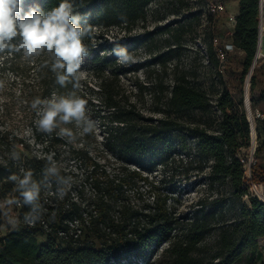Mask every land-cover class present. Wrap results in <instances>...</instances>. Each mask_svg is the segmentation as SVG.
Wrapping results in <instances>:
<instances>
[{
    "label": "trees",
    "instance_id": "16d2710c",
    "mask_svg": "<svg viewBox=\"0 0 264 264\" xmlns=\"http://www.w3.org/2000/svg\"><path fill=\"white\" fill-rule=\"evenodd\" d=\"M153 1L75 0L81 26L91 24L95 30L94 39L84 40L90 50L84 64L96 88L85 83L80 94L84 99L86 94L90 95L87 103L97 106L103 145L113 163H100L86 147H73L56 133L49 136L39 132L36 123H31V129L35 142L43 146L42 155L28 157L17 148L20 143L28 149V143L0 129L1 196L14 186L8 177L19 174L21 168L32 170L34 179L41 180L50 153H55L59 163L66 155L75 166L86 167L74 197L66 194L58 199L54 190L41 194L47 210L43 219L46 228L41 222L34 226L24 223L21 229H12L0 238V264H264V243L260 242L264 238V201L247 193L243 165L237 156L251 140L241 100L236 105L227 89L219 92L215 106L221 118L217 131L210 132L180 120L190 111L211 107L206 92L189 81L185 72L173 79L164 107L158 109L160 117L142 113L123 89L121 76L151 61L165 64L176 50L167 48L154 53L148 61L126 66L110 54L117 43L131 53L151 40L156 30L143 29L137 35L129 32L144 21L146 9ZM59 3L60 0H24L23 7L26 11L39 5L41 10L50 11ZM260 13L264 17L260 0H238L233 31L217 43L220 48L226 42L233 45L243 76L249 71L258 47ZM120 26L128 35L112 40L104 36L111 27ZM167 27L165 24L159 28ZM207 50L213 60L216 54L211 44ZM19 54L0 55V71L16 72L13 60ZM46 58L42 55L31 62L26 60L21 94L32 117L36 114L30 103L35 97H50L53 92L63 94L71 88H61L55 75L41 67ZM251 77L252 84L255 74ZM163 91L164 88L158 94ZM259 97L264 101V88ZM91 98L97 102L92 103ZM162 98L160 95L158 100L161 102ZM13 148L21 153L19 161L10 159ZM208 160L209 185L226 182L236 198L247 195V202L240 203L229 220L224 219L229 204L223 196L198 199L188 213L178 215L170 201L173 191L164 188L169 169ZM251 180L264 184V164H252ZM232 205L235 206L234 201ZM19 209L23 218L28 209ZM76 226L81 230L77 236ZM37 235L44 239L38 241ZM163 243L167 244L157 255Z\"/></svg>",
    "mask_w": 264,
    "mask_h": 264
},
{
    "label": "rangeland",
    "instance_id": "374dc122",
    "mask_svg": "<svg viewBox=\"0 0 264 264\" xmlns=\"http://www.w3.org/2000/svg\"><path fill=\"white\" fill-rule=\"evenodd\" d=\"M206 2L207 0H154L151 2L146 9L144 21H139L134 25L129 34L137 35L143 29H153L156 32L151 40L143 42L130 53L135 57V62L133 63L148 61L154 53L165 51L167 48L174 47L176 50L172 52V58L165 64L151 61L148 64L140 65L136 71H131L121 76V83L129 99L136 103L137 108L142 113L160 117L162 113L158 109L164 107L173 79L180 72H185L189 81L206 92L211 107L205 111H190L186 115H182L180 120L189 125H200L210 132H216L221 116L215 106V100L219 92L224 88L230 92L236 105H239L243 94L244 76L242 74V65L235 51L230 52L228 55L222 71L219 70V62L216 56L214 55L213 60L208 57V45L211 44L215 50L216 46L213 38L216 37L218 41L220 39L223 41L225 37L222 33H225L228 27L225 24L224 17L207 13ZM165 24H168L167 29L160 30L159 27ZM260 31H264V23L260 25ZM124 35H128L124 26L111 27L104 33L108 40L116 37L122 38ZM13 62L16 72L13 73L9 70L0 71V80L4 82V87L0 89V129L6 130L9 134H14L28 143V149L23 144H17L20 152L28 155V157L33 155L40 156L42 155L43 146L35 142L31 129V123H36L38 117L36 115L32 117L31 111L25 106V101L21 94L24 87L22 82L26 71V60L22 58L20 53ZM82 70L85 72L81 81L82 88L84 89L85 83L96 88L94 80L90 77L87 65L84 63L82 64ZM252 73L255 74V78H253L254 81L251 84L252 77H250L247 92L253 98L255 104L261 106L264 105V101L259 97L260 90L264 88V54H261L256 59ZM162 88H164V91L160 94L163 97L160 102L158 100L160 96L158 91ZM83 91L81 90V92ZM89 96L86 94V100ZM91 102L96 103L97 100L91 98ZM87 107L90 110L92 119L98 122V128L94 134L79 137L71 145L73 147H86L89 154L96 157L100 163L112 165L110 163H113V158L109 156L103 145V126L96 113L97 106L87 103ZM70 128L75 131L74 124ZM255 161L264 164V122L259 124L258 148L255 152ZM210 163L211 160L200 164L192 162L191 164H184L180 168L169 169L166 172L164 188L165 190L173 191V198L170 201L173 203L178 215L188 213L198 199H210L218 195L227 199V205H229L226 206L224 219L229 220L234 215L238 205L247 202V195L236 198L226 182L209 185L206 176ZM75 164L66 155L62 156L61 170L64 175H69L73 178L71 187L67 191V195L71 197H74L76 191L80 189L81 178L86 168L84 166H75ZM160 174L158 172L156 175L159 176ZM10 192L1 196L2 192L0 191V200H3ZM259 192L264 193L261 189H259ZM247 193H253L249 186H247ZM233 201L235 206L232 205ZM14 211L20 221L17 229H21L24 226L22 212L19 207ZM12 229L11 226L1 219L0 238ZM43 239V236L37 235L38 241ZM211 239V237L208 238V241ZM260 242L264 243V238L260 239ZM166 244L163 243L159 246L157 255Z\"/></svg>",
    "mask_w": 264,
    "mask_h": 264
},
{
    "label": "clouds",
    "instance_id": "9594fccd",
    "mask_svg": "<svg viewBox=\"0 0 264 264\" xmlns=\"http://www.w3.org/2000/svg\"><path fill=\"white\" fill-rule=\"evenodd\" d=\"M23 4L24 0H0V55L21 53L22 58L30 62L46 55L41 67L55 75V82L61 88L71 85L63 94L53 92L50 97L37 96L31 101L30 107L38 117L37 130L49 136L56 133L68 143L94 134L98 122L92 119L87 101L80 94L85 75L82 64L90 54L84 40L94 39V27L91 24L81 26L82 17L75 11V0H60L50 11L41 10L39 5L25 11ZM110 54H114L121 65L135 62V57L118 43ZM3 87L4 82L0 80V89ZM72 124L75 131L67 127ZM54 157L55 153L47 155L43 178L39 181L34 179L32 170L24 168L19 174L8 177L14 186L0 200V219L14 230L20 222L14 211L16 208L26 207L28 211L23 214V221L34 226L43 221L47 211L41 194L54 190L56 197L63 199L71 187L73 178L62 173ZM10 159L19 161L21 153L13 148Z\"/></svg>",
    "mask_w": 264,
    "mask_h": 264
},
{
    "label": "built area",
    "instance_id": "2783aa9c",
    "mask_svg": "<svg viewBox=\"0 0 264 264\" xmlns=\"http://www.w3.org/2000/svg\"><path fill=\"white\" fill-rule=\"evenodd\" d=\"M225 10V4L223 0H207L206 2V11L212 15H218ZM229 22H235V16L228 15ZM264 23V17L260 13L259 16V26ZM215 48V54L219 62V70L222 71L225 67V62L228 58V54L234 50V47L231 43H224L223 46L217 47L218 38H213ZM256 57L254 58V60ZM254 63V61H253ZM250 70L244 76L243 82V94L241 98L240 108L244 113L246 120L249 124L251 140L248 146L240 148L237 156L239 161L243 165L244 169V178L246 179L247 185L251 188L252 192L257 195L262 201L264 198L260 197L258 190L261 189L264 192V184L260 182H254L251 180V167L255 162V152L258 145V136H257V127L261 121H264V105L258 106L252 101V98L248 95V81H250V77L252 75V66ZM44 228L47 227L44 221L41 222ZM77 228V226H76ZM80 229L77 228L75 230V236L80 234Z\"/></svg>",
    "mask_w": 264,
    "mask_h": 264
},
{
    "label": "crops",
    "instance_id": "0c3cea01",
    "mask_svg": "<svg viewBox=\"0 0 264 264\" xmlns=\"http://www.w3.org/2000/svg\"><path fill=\"white\" fill-rule=\"evenodd\" d=\"M223 1H224V4H225V10L222 13L218 14V15L224 17L225 24L228 27V30H226L225 33H222V35L224 37H226V36H228V35H230L232 33L233 28H234V22H229L227 16L229 14L233 15V16H235L237 14V12H238V0H223ZM261 54H264V50H260L259 51V49L257 48L256 59L259 56H261ZM256 59L254 60L252 69L255 66Z\"/></svg>",
    "mask_w": 264,
    "mask_h": 264
},
{
    "label": "bare ground",
    "instance_id": "6f19581e",
    "mask_svg": "<svg viewBox=\"0 0 264 264\" xmlns=\"http://www.w3.org/2000/svg\"><path fill=\"white\" fill-rule=\"evenodd\" d=\"M258 49H259V51L264 50V31L259 32ZM258 193H259L260 197L264 198V193H260L259 190H258Z\"/></svg>",
    "mask_w": 264,
    "mask_h": 264
},
{
    "label": "water",
    "instance_id": "95a60500",
    "mask_svg": "<svg viewBox=\"0 0 264 264\" xmlns=\"http://www.w3.org/2000/svg\"><path fill=\"white\" fill-rule=\"evenodd\" d=\"M264 6V0H260V7Z\"/></svg>",
    "mask_w": 264,
    "mask_h": 264
}]
</instances>
